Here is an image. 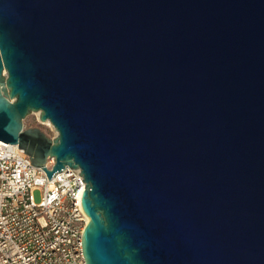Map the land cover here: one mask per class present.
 <instances>
[{
  "label": "water",
  "instance_id": "1",
  "mask_svg": "<svg viewBox=\"0 0 264 264\" xmlns=\"http://www.w3.org/2000/svg\"><path fill=\"white\" fill-rule=\"evenodd\" d=\"M0 141L82 169L88 264H264V0H0Z\"/></svg>",
  "mask_w": 264,
  "mask_h": 264
},
{
  "label": "built area",
  "instance_id": "2",
  "mask_svg": "<svg viewBox=\"0 0 264 264\" xmlns=\"http://www.w3.org/2000/svg\"><path fill=\"white\" fill-rule=\"evenodd\" d=\"M55 163L50 156L46 167ZM84 178L70 165L49 178L18 144L0 141V264H88Z\"/></svg>",
  "mask_w": 264,
  "mask_h": 264
},
{
  "label": "rangeland",
  "instance_id": "3",
  "mask_svg": "<svg viewBox=\"0 0 264 264\" xmlns=\"http://www.w3.org/2000/svg\"><path fill=\"white\" fill-rule=\"evenodd\" d=\"M26 128L38 127L40 128L49 138H55L58 134L56 128L53 124L47 123V121L41 120V112H31L24 120ZM35 198L40 201L42 198L41 190L37 189L35 191Z\"/></svg>",
  "mask_w": 264,
  "mask_h": 264
},
{
  "label": "bare ground",
  "instance_id": "4",
  "mask_svg": "<svg viewBox=\"0 0 264 264\" xmlns=\"http://www.w3.org/2000/svg\"><path fill=\"white\" fill-rule=\"evenodd\" d=\"M47 121V123H50V120H46ZM45 122V121H44ZM54 126V125H53ZM90 219V218H89Z\"/></svg>",
  "mask_w": 264,
  "mask_h": 264
}]
</instances>
